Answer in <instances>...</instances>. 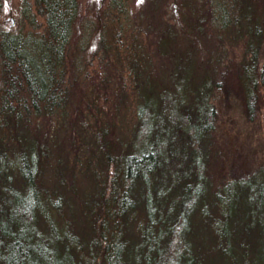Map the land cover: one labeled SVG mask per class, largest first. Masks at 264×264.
<instances>
[{
  "label": "trees",
  "instance_id": "1",
  "mask_svg": "<svg viewBox=\"0 0 264 264\" xmlns=\"http://www.w3.org/2000/svg\"><path fill=\"white\" fill-rule=\"evenodd\" d=\"M161 1L149 0L146 14ZM179 4L183 24L159 28L155 16L144 27L164 66L135 25L124 41L127 0L93 17L80 0H22V27L0 31V264H196L206 233L230 259L264 264V169L215 190L204 174L228 37L245 41L248 110L264 98V0ZM92 36L98 56L86 54ZM122 51L137 111L130 132L115 136L101 111L107 85L121 83L116 106L131 99L124 72L107 68L100 81L91 66ZM61 121L72 166L56 153Z\"/></svg>",
  "mask_w": 264,
  "mask_h": 264
},
{
  "label": "rangeland",
  "instance_id": "2",
  "mask_svg": "<svg viewBox=\"0 0 264 264\" xmlns=\"http://www.w3.org/2000/svg\"><path fill=\"white\" fill-rule=\"evenodd\" d=\"M21 1L22 0H0V31L7 29L16 31L22 27ZM108 1L109 0H80L82 15L85 17H93L98 13L97 11H102L106 8L105 5L108 4ZM179 2H181V0H162V10L155 15L159 17L154 20L153 18L155 16H150V13L146 14L149 0H127V10L130 17H128L129 19H125L127 29L124 34V41L130 40L128 37L134 30L135 25L136 30L140 31L144 43H147L150 47L149 51L152 53L155 66L162 64L165 59L164 66L168 60L165 56V58L161 59L160 55L155 51L158 45L157 43L151 45V43L148 42L149 40L152 41L155 33L153 31H145L144 27L151 19H153L151 22L155 24L159 23L156 24L159 28L161 24L164 25L166 21L170 23H177L179 21V25L183 24L179 13L177 17H175L176 10H180V6H178L180 5ZM202 2L204 3L205 0H200V3ZM188 10L189 8L187 6L186 11L188 12ZM142 11L146 14V21L145 17H140V12ZM25 27L30 28L31 26L27 23ZM81 29L82 27L79 30ZM93 38L94 36L91 37L89 44H87L88 51L86 54L92 56L96 53L98 56V53L94 52L95 49L98 48V40L95 41ZM226 40L228 41L225 42V58L222 63H220L219 67H217L215 76L216 86L213 91L215 118H213L212 121L213 130L209 138L205 141V160L207 162L204 174L208 178L212 190L217 189L229 179H242L249 175L260 173V171L264 169V98L254 102L255 110L253 112L248 110L241 78V60L244 56L245 41L241 38L234 39L232 37H228ZM114 53L115 54L110 55L111 59H109L108 64H102V66L98 58H93L94 63L91 66V70L93 71V75L95 73L97 80L100 81L107 76V68H112L111 73L117 71L124 72L123 74L126 78L125 82L128 84L127 93L131 99L127 101V104L124 105L123 108H121V105L125 104L126 101L119 104V107L116 106L120 101L119 88L121 87V83L117 81L118 85L117 83H114V85H107L111 90L109 94L110 99L107 103H104V105H107V107H105L106 112L101 111V116L103 118L107 117V121L113 120L116 129L112 131V135L121 136V134L130 132L133 127V122L136 120L137 103L133 102L135 101L134 97L136 95L132 93V89L130 88V83L134 76L128 75L129 73L126 69L121 71V67L124 64L122 55L124 56L125 52L122 51L120 55L117 52ZM260 54L261 60L263 61L264 43ZM156 68V72L158 71L161 73L163 71L161 70V66ZM115 76L114 74V77ZM109 77L111 79L114 78L110 75ZM113 81H115V79ZM89 96H87V98ZM98 103H102L101 99H99ZM108 110L109 113L107 112ZM119 113L121 114L120 118ZM63 122L64 121L56 123L58 128L56 126L55 129H62L58 139L61 149L58 148L56 153H58V151L63 152V156L68 160L69 165L72 166V164L76 162V153L70 148L69 143L71 141L72 131L69 125L65 122L63 125ZM50 127L52 128L51 125ZM50 137H52V134ZM95 161L97 160L95 159ZM78 166H81V162ZM76 170L79 171L78 169ZM80 180L83 181L82 178ZM197 239L196 246L198 248L199 257L196 264H247L242 259H240L241 261L235 260V257L240 258L241 253H233L234 258L230 259L228 256L223 255L220 249L217 247L215 249L208 233L204 234L203 237L200 234ZM69 259L70 257L68 255V262ZM63 260L65 261L66 257Z\"/></svg>",
  "mask_w": 264,
  "mask_h": 264
}]
</instances>
